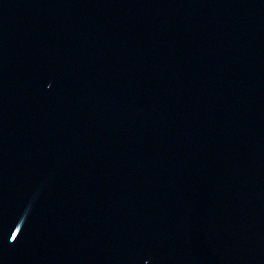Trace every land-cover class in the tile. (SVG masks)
<instances>
[{
    "label": "water",
    "instance_id": "95a60500",
    "mask_svg": "<svg viewBox=\"0 0 264 264\" xmlns=\"http://www.w3.org/2000/svg\"><path fill=\"white\" fill-rule=\"evenodd\" d=\"M0 264H264V0H0Z\"/></svg>",
    "mask_w": 264,
    "mask_h": 264
}]
</instances>
